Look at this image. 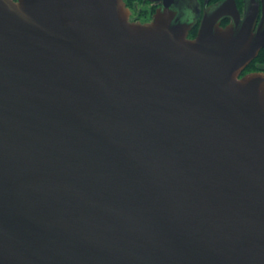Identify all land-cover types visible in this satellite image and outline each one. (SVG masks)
Listing matches in <instances>:
<instances>
[{"label":"water","instance_id":"95a60500","mask_svg":"<svg viewBox=\"0 0 264 264\" xmlns=\"http://www.w3.org/2000/svg\"><path fill=\"white\" fill-rule=\"evenodd\" d=\"M146 1L0 0V264H264V43Z\"/></svg>","mask_w":264,"mask_h":264},{"label":"flooded vegetation","instance_id":"af4514ba","mask_svg":"<svg viewBox=\"0 0 264 264\" xmlns=\"http://www.w3.org/2000/svg\"><path fill=\"white\" fill-rule=\"evenodd\" d=\"M130 10V21L136 23H149L154 20L157 10L162 7L160 2L146 0H124ZM226 0H178L171 8L184 15V23L190 24L186 38L194 40L199 32L200 24L207 10L214 8ZM234 1L241 22L251 20L249 32L253 41L264 43V0H231ZM138 5L145 7L139 8ZM233 24L231 16L221 19L220 26L227 27ZM250 72L264 73V46L259 48L257 56L246 67L243 74Z\"/></svg>","mask_w":264,"mask_h":264},{"label":"rangeland","instance_id":"374dc122","mask_svg":"<svg viewBox=\"0 0 264 264\" xmlns=\"http://www.w3.org/2000/svg\"><path fill=\"white\" fill-rule=\"evenodd\" d=\"M139 6V8H141V7H145V6H143V5H138Z\"/></svg>","mask_w":264,"mask_h":264}]
</instances>
